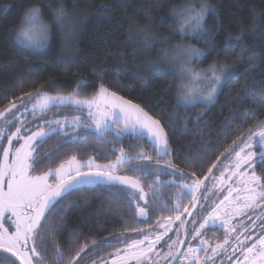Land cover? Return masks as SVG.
<instances>
[{
	"label": "trees",
	"instance_id": "obj_1",
	"mask_svg": "<svg viewBox=\"0 0 264 264\" xmlns=\"http://www.w3.org/2000/svg\"><path fill=\"white\" fill-rule=\"evenodd\" d=\"M201 3L215 7V14L208 12L204 18L210 44H205L202 39L193 43L186 36H181L174 18L176 12L190 7L199 8ZM34 6L41 8L49 21L54 19L50 8L57 10L63 7L72 23L71 31L61 33L56 27L53 28L50 46L43 51L19 46L13 39L14 29L22 15ZM241 32L246 49L226 52V38ZM164 38L176 45L182 39L188 44H196L203 51H208V62H222L235 73L224 80L216 93L215 102L210 106L203 108L199 104H178L180 80L151 70L153 61L163 51L165 53L170 44L160 46L157 43L153 47L149 44ZM64 56H70L71 61L66 62L62 59ZM249 56L256 59L250 61ZM80 81H87L90 85L80 89L82 97H90L103 83L159 120L167 133L168 155H158L150 142L131 138L122 139L116 147L125 148L131 155L134 151H140L142 146V150L153 158L145 163L155 164L159 161L162 166L164 162L165 167L171 165L169 172L172 168L179 169L185 178L158 171L160 179L157 182L152 176L145 177L140 172L128 171L127 166L118 170L120 174L140 180L147 193L145 198L148 204L145 205L143 200L138 202L148 208L146 218L137 215L133 219L135 204L109 194L103 186L85 187L69 196L65 203L53 207L51 215H46L49 230L56 237L60 250L65 253L73 251V254L70 240L77 230L80 243L93 239L97 242L104 239L115 241L117 237L130 242L143 235L134 231L135 228L147 230L157 221L173 217L179 189L176 187L178 183L169 178L190 181L187 177L195 172L196 177L203 179L213 163L217 164L213 169V174L216 173L219 169L217 158L221 160L224 157L220 154L224 153L225 148L231 146L237 136L246 137L250 128H256L259 121H264V94L259 91L264 86V0H0V110L7 108L10 102L20 103L21 99L28 97V93L68 95ZM252 109L257 110L258 115L243 124V114ZM79 113L71 108H52L36 115L27 127L36 128L45 119ZM84 134L83 130L77 133ZM107 140H114V137L109 134ZM62 143L61 139L53 138L38 151H51ZM107 148L106 143L90 139L87 144L61 148L58 155L62 159H68L70 155L84 159L95 157L97 162L106 163L115 160L116 156ZM52 166H58V162ZM255 168L264 179V166L257 164ZM46 170L38 169L34 174L39 175ZM211 180L210 177L204 185ZM150 185H156L155 196L162 197V202L153 198ZM192 203L189 200L181 201L180 210L188 209L182 217L184 227L179 231V239L184 237L182 253L187 245L199 244L194 240L189 241L192 221L197 212L193 211L191 219L185 220L192 211ZM178 227L167 234L168 242ZM219 231L224 233L221 229ZM185 233L188 234L187 238ZM207 238L214 240L210 236ZM122 246L125 243H116L113 247L98 248L81 256L96 259L100 264V258L108 259L109 254H114ZM48 264H54L51 255L48 256Z\"/></svg>",
	"mask_w": 264,
	"mask_h": 264
},
{
	"label": "snow or ice",
	"instance_id": "obj_2",
	"mask_svg": "<svg viewBox=\"0 0 264 264\" xmlns=\"http://www.w3.org/2000/svg\"><path fill=\"white\" fill-rule=\"evenodd\" d=\"M208 12L215 14V7L206 3H201L199 9L187 8L175 13L178 22L177 31L181 36H196L203 40L205 44L211 41L207 38L209 30L205 28L204 18ZM50 13L64 30L65 22L68 19L67 11L61 7L57 10L50 8ZM50 25L45 23L41 8L31 7L22 15L19 24L14 29L13 39L19 46L32 51H43L50 46ZM167 39H160L159 45L163 46ZM237 48L246 49L243 33L229 35L224 42L226 52H234ZM184 53V59L188 64L192 60L200 63L205 52L198 48H180ZM66 62L71 61L70 56L62 57ZM256 57L249 56L250 61ZM151 70L162 75H171L174 79H183L185 76L194 84L201 81L206 82L210 87L207 93H203L198 87H190L180 84L177 88V103L183 106H195L197 104H211L215 102L217 88L222 80H227L235 75L222 62L209 65L201 71H195L192 67L185 65L179 72H176L164 62L152 65ZM90 85L87 81H80L76 89L68 95L56 94L49 96L37 93L35 97L28 93L31 108L21 99L25 112H30L33 117L37 113L44 114L52 108H71L77 112L86 113L83 117L79 114L73 115L71 120L67 117L63 119L45 120L43 126H38L35 131L27 128L25 122L17 113L19 109L15 102H10L4 110H0V141H6L7 147L0 148L2 159H0V264H48V256L53 257L54 264H97V260L88 261L82 258V253L95 252L98 248L113 247L116 243H125L122 251L117 248L114 254H109L108 259L100 258V264H160V260L167 261V264H202L201 253L208 260L218 255L221 251L227 253L231 249L235 255L236 248L230 244L231 240L238 242L237 246L242 253V259H237L235 264H264V232L253 238L250 229L243 221L232 224L231 221L238 216L247 215L246 210L261 207L264 205V179L256 175L257 164L264 166V121H259L256 128H250L246 137L237 136L232 141V145L225 148L221 156L225 157L222 167L218 170L219 175H213V169L217 167L213 163L208 168V175L203 179L196 177L195 172L191 173L190 183H180L176 187V203L174 210L180 212L181 201L189 200L196 202L195 193L203 185L205 192L210 189L204 185V181L210 177L213 181L211 188H219L220 192H226L219 202H213L211 210L201 218L198 227L194 219L192 229V240L199 239L197 247L188 245L186 252L175 250L183 245L179 240L180 232L175 233L177 239L165 242L168 251L161 256V250H157L156 245L164 239L171 231L173 217L166 218L167 223L157 221V228L162 232H145L143 228L134 229L137 233H143L142 238L122 241L119 237L113 240L104 239L99 242L91 240L87 243H80V233L75 231L71 237L70 245L73 251L65 253L60 250L56 242V237L49 230L48 215H51L53 207H59L65 203L69 196L82 191L89 186H103L104 190L114 196H119L135 204L136 213L141 218H146L148 208L142 207L138 201L143 200L147 193L141 186L139 179L120 175L118 170L127 166L131 172H140L145 177L152 176L155 181H159L157 174L167 172L169 175H179L185 178V174L179 169L172 168L171 165L161 167L159 161L155 164L145 163L152 161V156L142 150L134 154H129L125 148H117V142L124 138H131L136 141L149 143L154 151L159 154L168 155L167 133L160 121L151 116L139 104L125 99L117 92L110 90L103 83H100L96 91L89 97H82L80 89ZM123 87V85H118ZM246 94H247V90ZM259 91L264 94V86ZM264 108V106H262ZM13 109H17L16 112ZM10 113V115H9ZM258 111L248 110L243 114V124L255 118ZM236 123V122H234ZM9 127L14 131H9ZM23 130V131H22ZM83 130L84 135H77ZM112 135L114 140H107L108 135ZM53 138L63 141L51 151H38ZM90 139L108 145L107 151L116 153L115 160L105 164L96 163L95 157L78 158L70 155L68 159L60 158L59 151L69 145L87 144ZM13 141L19 145L13 148ZM259 147L257 154L253 148ZM133 149L134 145H130ZM11 154V162L9 157ZM58 166L53 167V164ZM217 163H220L217 158ZM41 174H34L38 169H44ZM251 170V171H249ZM235 178V179H234ZM153 191V198L163 201L162 197L155 196L156 185H150ZM206 199V197H204ZM166 207V205H165ZM155 211V207H153ZM188 212L187 208L183 209ZM46 213L48 215H46ZM191 215V213H188ZM251 219V217H249ZM175 220H180V215L175 216ZM6 224H10L11 231ZM185 221H180V228H183ZM217 225L224 232L223 242L212 246L209 241L203 238L202 230L209 231ZM241 231L232 237L231 233ZM264 228V225H262ZM249 233L248 235H244ZM187 233L185 237L187 238ZM243 235V239L241 236ZM47 238V239H46ZM251 240V243H247ZM228 247H225V246ZM211 248V255L208 250ZM153 256L159 259H153ZM231 256L228 257L231 260Z\"/></svg>",
	"mask_w": 264,
	"mask_h": 264
},
{
	"label": "rangeland",
	"instance_id": "obj_3",
	"mask_svg": "<svg viewBox=\"0 0 264 264\" xmlns=\"http://www.w3.org/2000/svg\"><path fill=\"white\" fill-rule=\"evenodd\" d=\"M196 6H198L199 5V3L198 4H195ZM200 7V6H199ZM191 8V7H190ZM194 8V7H193ZM194 9H199L198 7L197 8H194ZM181 11V10H180ZM44 16V15H43ZM69 17H68V19H67V21L65 22V25H64V30L62 31L61 30V26L59 25V24H57V22L55 21V19H53V20H51V21H49V20H47V19H45V17H44V21H45V23H47L48 25H50V28H51V31H50V34H51V32H52V29L53 28H57L61 33H63L64 31H71V26H72V23L71 22H69ZM205 25V24H204ZM189 40H191L193 43H194V41H199L200 40V38H198V37H196V36H191V35H187L186 36ZM185 38V37H184ZM186 39V38H185ZM157 43H159V40L158 41H155V42H153V43H151V44H149L151 47H153L155 44H157ZM167 44H170L168 47H167V51L164 53V51L153 61V63L151 64V68H152V65H154L155 63H158V62H164V63H166L167 65H169L172 69H174L176 72H179L180 70H181V68L182 67H184L185 65H187L188 67H192L195 71H201V70H203V69H206V68H208L209 67V65H211V64H213V63H211V62H208L207 61V59H206V56H207V53H208V51H205L204 50V52H205V56H204V58H203V60L200 62V63H197L195 60H192L191 61V63L190 64H188L187 63V61L184 59V53L183 52H181V51H179V49L180 48H186V47H194V48H198V49H200L196 44H194V45H192V44H188L186 41H184V39H182L180 42H179V44L178 45H176L174 42H173V44H171V42L170 41H167ZM164 45H166V44H164ZM200 50H202V49H200ZM180 80V84H186V85H189L190 87H194V88H196V87H198L199 88V90L200 91H202L203 93H207V91H208V88L210 87V85H208L206 82H204V81H201V82H199L198 84H194L193 82H191L189 79H187V77L185 76L183 79H179ZM224 82V80H222V82H221V84L218 86V88H217V94H218V91H219V89H220V87H221V85H222V83ZM43 94H46V93H43ZM37 94H32V96L33 97H35ZM47 95H49V96H53V95H56V94H53V95H51V94H47ZM90 98V97H89ZM216 98H217V95H216ZM216 100V99H215ZM23 101L25 102V103H27V106H28V108L30 109L31 108V103H28V101H29V97H27V98H25V99H23ZM212 104V103H211ZM211 104H207V105H205V104H199V105H201L203 108H206V107H208V106H210ZM17 107H18V109H19V112L17 113L18 115H20L21 113H22V115H20V118L21 119H23L24 120V122H25V126L27 127V124L29 123V122H31V120H33V119H35V117H33L32 115H31V113L30 112H25L24 111V108H23V105L21 104V102L20 103H17ZM13 111L14 112H16L17 111V109H13ZM146 111V110H145ZM40 113H37V115H39ZM86 113H84V112H81V113H79V115H81L82 117L85 115ZM9 115H10V113H9ZM73 115H77V114H73ZM73 115H63V116H58V117H56V118H50V119H47V120H51V119H63L64 117H67L69 120H71V118L73 117ZM156 119V118H155ZM46 120V119H45ZM45 120H43V121H41L40 122V124H37L38 126H43V127H46V125H44V121ZM162 125V124H161ZM37 126V127H38ZM163 126V125H162ZM37 127L36 128H32L31 130L32 131H35L36 129H37ZM27 128H29V127H27ZM30 129V128H29ZM15 129L14 128H12V127H9V131H14ZM165 130V129H164ZM23 131V130H22ZM166 132V131H165ZM168 139V138H167ZM19 145L17 144V142L16 141H13V148H15V147H18ZM7 147V143H6V141H0V148H6ZM168 148H169V143H168ZM253 150L257 153V154H259L260 153V151H261V149L259 148V147H255L254 146V148H253ZM169 153V152H168ZM159 155H164V154H159ZM227 156V153H225V155H224V157L220 160V163L218 164L219 165V169L222 167V164L224 163V161H225V157ZM0 159H2V152H0ZM11 159H12V157H11V154H10V157H9V162H11ZM114 161V160H113ZM96 163H99V162H97L96 161ZM106 163H108V162H106ZM99 164H105V163H99ZM165 165H166V163H162V166L161 167H165ZM218 169V170H219ZM218 170H217V172L216 173H214L213 175H219V172H218ZM249 171H251V170H249ZM255 173H256V175H258L257 174V172H256V168H255ZM259 176V175H258ZM171 181H175V182H177L178 184H180V183H190L191 182V180L190 181H186V180H178V179H174L173 177H171V178H169ZM235 179V178H234ZM212 183H213V181L211 180L206 186H208V188L210 189L209 191H207V192H205V187H204V189H203V185L200 187V189L195 193V195H196V200L197 201H199V203H196V202H194V203H192V205H191V208H192V211H196L197 213H196V215L194 216V218H193V220L195 219L196 220V222H197V224H196V226L198 227V225H199V223L201 222V218L202 217H204L206 214H207V211H210L211 210V206L213 205V202L215 201L216 203H218L219 202V199H222V197H223V195H225L226 194V192H220L219 191V188H215V189H213V188H211V185H212ZM204 197H206V199L204 198ZM177 199V198H176ZM176 199H175V201H176ZM263 207H264V205H262L261 207H256V208H253V209H249V210H246V212H247V214L248 213H253V212H257V211H260V210H262L263 209ZM181 209V208H180ZM183 210H180V212H175L174 213V216H173V221H172V225H174V222H177V224H180V221L182 220V221H184L183 219H182V217H184V215L187 213V212H182ZM191 212V211H190ZM189 212V213H190ZM193 214V213H192ZM176 215H180V220H175V216ZM189 215V214H188ZM187 215V216H188ZM245 216L246 215H243V216H238V217H236L235 219H233L232 221H231V223L232 224H236L237 223V221H242L243 220V218H245ZM189 217V216H188ZM191 217H192V215H191ZM260 222H259V224H257V226H259V225H261L260 227H258L257 229H253V227L252 226H248L249 227V229H250V234H251V236L253 237V238H256V237H258L262 232H264V228H262V225H264V216L262 217V219L261 220H259ZM159 222H161V223H167V220L165 219V220H160ZM176 224V223H175ZM193 224V223H192ZM6 227H9L10 228V231L12 230L11 229V227H10V224H6L5 225ZM217 227H219L218 225H217ZM207 228H205L204 230H202V233L206 230ZM253 229V230H252ZM156 231H159V232H162L163 231V229H158L157 228V223L155 224V226H153L152 228H147V230H145V232H156ZM171 231H172V229H171ZM177 231H180V227H178V229H177ZM241 231V229H237V232L236 233H231V236L232 237H234L235 235H237L239 232ZM170 232V231H169ZM175 233L176 232H174L173 233V236H172V238H171V240H176L177 239V237H176V235H175ZM249 233H245L244 235H248ZM143 236V235H142ZM142 236L140 237V238H142ZM140 238H137V239H140ZM165 239H166V236L164 237V239L162 240V241H160L157 245H156V248H157V250L159 251V250H163L162 252H161V256H163L164 255V253H166L167 251H168V249H167V246H166V241H165ZM199 239L200 238H197V240H194V241H196L197 243H199ZM241 239H243V235L241 236ZM171 240L169 241V243L171 242ZM192 239L190 238V240L189 241H191ZM168 242V241H167ZM193 243V242H192ZM247 243H251V240L250 241H248ZM238 245V242L236 241V243H235V245L233 246V247H235L236 249H238L239 247H242V245L241 246H237ZM198 245H195V246H192V247H197ZM187 247H188V245L185 247V249H184V251L183 252H186V250H187ZM124 248H125V246H123V247H121L120 249L123 251L124 250ZM202 255H201V257H202V260H204V255H203V253H201ZM209 254V253H208ZM238 255H240L241 257H242V253H241V250H240V252H238ZM153 259H159L158 257H155V256H153ZM237 261V260H236ZM235 261V262H236ZM235 262L233 263V264H235ZM135 262L134 261H132L131 262V264H134ZM165 263V261L164 260H160V264H164ZM184 264H188V262L187 261H185L184 262ZM232 264V263H231Z\"/></svg>",
	"mask_w": 264,
	"mask_h": 264
},
{
	"label": "flooded vegetation",
	"instance_id": "obj_4",
	"mask_svg": "<svg viewBox=\"0 0 264 264\" xmlns=\"http://www.w3.org/2000/svg\"><path fill=\"white\" fill-rule=\"evenodd\" d=\"M262 212H264V207L262 210L260 211H257V212H253V213H248L245 218H243V223L246 225V226H252L253 229H257L258 227H260L261 225L257 226V224H259V220L262 219V217L264 216L262 214ZM47 214V213H46ZM193 215V214H191ZM249 217H251V219H249ZM191 219V216L190 218L188 219V216L185 218V220H190ZM180 224H175V225H172V230H174L177 226H179ZM219 228V227H217ZM220 229V228H219ZM214 229V231H208V229H206L202 235L204 233H207V235H203V238L207 239L209 241V243L214 246L216 243H222L223 242V236H224V233H220V231ZM252 229V230H253ZM212 237L214 240L212 239H208L207 237ZM236 236V235H235ZM234 236V237H235ZM221 237V238H219ZM181 238V237H180ZM180 240V239H179ZM165 241H168L167 239H165ZM236 243V241L233 239L230 241V244L232 246H234ZM123 247V246H122ZM225 247H228L227 245ZM240 248L239 247L238 249H236V252H235V255L232 254V251L231 249H229V251L227 253H224L223 251H221L218 255H216L215 257H213L212 260H208L206 257L204 258V260H202V264H233L237 259H242V257L240 255H238V252H240ZM177 249V248H176ZM208 253L209 255H211V248H209L208 250ZM202 255V254H201ZM231 256V260L228 259V257ZM88 261H91L92 259H87ZM167 261L164 263L166 264ZM135 264V263H134Z\"/></svg>",
	"mask_w": 264,
	"mask_h": 264
},
{
	"label": "water",
	"instance_id": "obj_5",
	"mask_svg": "<svg viewBox=\"0 0 264 264\" xmlns=\"http://www.w3.org/2000/svg\"><path fill=\"white\" fill-rule=\"evenodd\" d=\"M118 174H120V173H118ZM120 175H124V174H120ZM207 175H208V174H207ZM205 181H206V180H205ZM205 181H204V182H205ZM190 213L192 214L193 211H191ZM188 216H189V217H188V219H189L191 215H188ZM181 240L184 242V237H183ZM183 246H184V243H183L182 246H178L176 250H178L179 252H182V250H183ZM166 264H167V263H166Z\"/></svg>",
	"mask_w": 264,
	"mask_h": 264
}]
</instances>
